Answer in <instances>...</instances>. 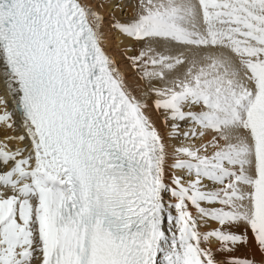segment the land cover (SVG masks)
<instances>
[{
  "label": "snow or ice",
  "instance_id": "obj_1",
  "mask_svg": "<svg viewBox=\"0 0 264 264\" xmlns=\"http://www.w3.org/2000/svg\"><path fill=\"white\" fill-rule=\"evenodd\" d=\"M104 6L0 0V83L23 132L0 141V264H255L232 253L243 224L264 254V0L112 3L132 10L110 26L134 42L144 95L184 138L171 152L103 49Z\"/></svg>",
  "mask_w": 264,
  "mask_h": 264
},
{
  "label": "bare ground",
  "instance_id": "obj_2",
  "mask_svg": "<svg viewBox=\"0 0 264 264\" xmlns=\"http://www.w3.org/2000/svg\"><path fill=\"white\" fill-rule=\"evenodd\" d=\"M81 2L95 6L96 4L100 3L101 0H81ZM113 2H115V0H104L105 6L99 9V11L104 17L103 25L101 28V33L103 35V49L106 52V54H108L114 60L115 65L117 66L121 74L124 76L129 89L133 92L134 95L141 98L147 104L145 113L150 117L155 127L159 130L161 136L164 137V142L168 147L169 152H171L173 146H178L183 141L184 138L182 136L175 139L169 137L168 133L170 131V127L163 122L162 113L157 112L152 106V96L144 95V92L146 90L144 82L139 79L136 71L132 69L128 59L126 58V49L129 48L134 42L122 36L115 30H113L110 26L113 16L115 17V19L124 21L127 20L129 16L132 14V10L131 8H126L124 10V13H121L119 10L113 9L112 7ZM132 2L134 3L135 0H132ZM127 54H131V53H127ZM0 96H4L6 99H8V105H7L8 110L13 111L14 113L13 119L17 121V126L13 130H8L5 126L0 125V141H3L7 136H18L23 134V132L21 127L19 126V115L18 113L15 112V109L13 108V105L11 103V99L7 97L6 91L2 83H0ZM187 127L188 125L186 123L183 124L182 131H186ZM6 142L9 149L23 147L24 144L27 143V141L20 143L14 139L8 140ZM164 199L166 203L173 202L172 198L167 194H165ZM173 214H175L174 210H173ZM193 215H196L194 210H193ZM216 226L217 225L213 222H209L206 225L202 223L200 226V231L202 232L207 231ZM163 227L166 235L171 236V232L168 230V225L166 221ZM174 230L175 229H173V231ZM233 230L235 231V229ZM239 230L241 234L247 235V242L234 249L232 255L238 258L252 259L255 261V264H264V254L260 253L251 231L248 230L247 226L243 224L239 225ZM204 246L212 247L214 250V254L216 255V258L218 260L224 259V257H222L220 254L215 253V249L217 246L215 241H211L209 244ZM162 258L163 257L161 255L160 259Z\"/></svg>",
  "mask_w": 264,
  "mask_h": 264
}]
</instances>
